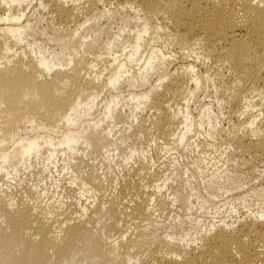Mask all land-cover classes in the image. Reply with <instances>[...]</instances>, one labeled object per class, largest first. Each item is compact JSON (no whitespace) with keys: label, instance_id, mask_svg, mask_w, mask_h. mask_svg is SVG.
<instances>
[{"label":"bare ground","instance_id":"6f19581e","mask_svg":"<svg viewBox=\"0 0 264 264\" xmlns=\"http://www.w3.org/2000/svg\"><path fill=\"white\" fill-rule=\"evenodd\" d=\"M145 31L148 36H144ZM76 32H80L79 44L84 52L69 67L71 49L66 41ZM157 37L169 45L177 58L166 61L163 67L156 65L154 72L142 73L145 64L140 61L150 57V45L163 47L153 44ZM213 63L221 65L231 82L226 101H220L218 82L210 74ZM121 65L125 72L119 71ZM193 67L197 69L195 74L189 71ZM101 75L103 79L97 82L96 77ZM117 76L123 78L115 88H109V80ZM165 76L168 81L156 88L157 81ZM144 77L148 85L143 83ZM149 92L150 101L140 99ZM206 98L215 100L219 108L216 113L211 109L213 99L206 103ZM125 106H131L129 116L123 113ZM138 108L152 110L148 122H142L136 114ZM245 109L250 111L245 113ZM261 113L264 0H0V181L2 173H9L14 166L19 172L21 167H40L43 173L54 168L59 175L66 172L63 175L71 185L63 188L66 216L54 221L48 217L54 213L37 203L45 193L41 186L30 185L23 178L10 186L11 191L0 186V264H121L113 255L108 228L114 229L119 239L136 230V239L129 236L128 244L121 246L123 255L138 240H147L156 233L151 222L159 216L156 190L166 188L169 209L186 221L196 201L192 199L193 189L202 195L204 185L201 189L198 183H215V173L208 179L202 166L198 167L204 171L203 177L192 164L184 168L176 164L169 168L171 182L163 183L158 190L154 184L151 188L152 180L147 172L143 173L146 167L132 161L136 150L121 163L119 175H97L92 170L82 175L79 168L84 158L121 153V141L145 138L151 131L157 136L149 137L154 142L164 140L169 149H187L191 140L200 136L208 148H213L221 128L217 124L236 120L242 133L234 132L228 137L227 154L233 151L244 157L245 170L258 179L264 173L254 169L257 162H264V118L254 128L247 125ZM124 116L131 117L130 126L118 136L121 131L114 130ZM73 140L79 142L72 144ZM41 143L69 147L39 148ZM17 144L26 153L23 166L18 168L20 156L6 166L3 157ZM33 144L38 147L33 148ZM143 154L142 157L147 153ZM145 160L144 157L142 164ZM185 170L191 173L188 178ZM191 176L196 177L195 182ZM109 182L116 184L115 194H109L112 197L106 196L105 185ZM13 190L21 196L12 195ZM85 197L88 204L81 202ZM70 199H75L73 204ZM103 219L109 226L100 227ZM234 223L236 227L231 226L233 223L212 224L204 235L196 236L195 243L186 246L162 242L152 249V259L156 264H264V222L245 215ZM145 227L151 231L145 233ZM178 228L171 223L160 236L167 233L183 238L185 234ZM165 249L176 251L182 259L165 260L156 255Z\"/></svg>","mask_w":264,"mask_h":264},{"label":"rangeland","instance_id":"374dc122","mask_svg":"<svg viewBox=\"0 0 264 264\" xmlns=\"http://www.w3.org/2000/svg\"><path fill=\"white\" fill-rule=\"evenodd\" d=\"M210 74L214 78H216V80L218 82V86L220 88L219 93H218V97H219L220 101L221 100L226 101V98L230 94L231 88H232L231 82L228 80V76L223 72V69L221 68L220 64H214V63L210 64ZM124 95L126 96L127 93L125 92ZM210 99H213V98H208V99L206 98V100H204V102L208 103ZM210 102H212V105H211L212 111L216 113L219 110V108H218L217 104L214 103L215 100L214 99L210 100ZM128 106H127V108L125 106L124 107L125 109L123 108L124 109L123 113L127 114L129 116L131 114V112L129 113V111H131L130 110L131 106L130 107H128ZM148 110L149 109H147L146 111H142V110L136 111V114L139 115L140 118H142V122H145V121L148 122V120H149L148 117H150L153 114V112H151L152 110H149V111ZM225 111L226 110H224L223 113H225ZM147 114H148V116H147ZM130 122H131V117L130 118L128 117L127 119H125V116H124L123 122L119 123L116 126L118 129L115 128V130H114L115 132L116 131L118 132L119 130L121 131V132L119 131L120 133H117L118 136L123 131H124L123 133H126L128 131V129H129L128 126H130V124H129ZM151 132L152 133L150 135L144 136L145 138L139 137V139L138 138L136 139V137H134L135 139L134 138H133V140L130 139L131 141L130 140H128V141L124 140L123 142L121 141L122 142V144L120 142V146L122 147L120 150L121 153H119V151H118V153L117 152H116L117 154L114 153L113 156H111V154H108L109 156H107V154H105V155L93 154L92 157H91V155H90V157L86 156L84 158V161H83L84 164L79 168L80 173L82 175H87L88 173H86V172L89 170H92L93 172L95 171V173L97 175H101L104 172L113 173L114 175L115 174L119 175L120 174L119 173L120 168H121L119 166H121V163H123L124 161H126V159H128V157H130L132 151L136 150L137 152L136 151L134 152L132 161L137 166L146 167V170H144L143 173L146 174V172H147L148 175L147 174L146 175L152 180L151 188H154V186H157L156 189H158V187L161 188V186L163 188V186H164V185H162L163 183L164 184L170 183L171 182L170 173L172 172V170L171 169L169 170V168H173L172 166H176V164L178 167L184 168L185 164L188 166L189 164L193 165V162H195L196 164L195 163L194 164L197 165V167L198 166L204 167V169L206 170V175L208 176V179H211V174L213 173V168L208 167V165H213V167H215L214 161H219L220 157L223 156L225 154V152H228V151H226V149H228V145L226 143L228 141V137L230 135H232L234 132L242 133V126L240 125V122H238L236 120L224 122L221 125V128L219 129V132H218V137H217L218 142L216 140V143H218V144H216L217 147L216 146H215L216 148L211 147L212 149L208 148L209 146H207L206 143L204 144L205 138L204 137L201 138V136H200V139L197 138L199 141L196 140L195 138H194V140H191L192 144H190L187 147V149L185 147H182V146H180V147L176 146L177 148L176 149L174 148L175 150L173 148L169 149L170 147L168 148L165 145L164 140H162V139L159 140V142H154L155 140L152 137L150 138L149 136H151V135L157 136V132H155V133H153V131H151ZM151 139H153V140H151ZM148 140L149 141L151 140L152 143L149 142ZM193 141L195 143L194 145H193ZM196 141H197V143H196ZM153 144H155L156 146ZM200 144H204V145L200 146ZM148 145H150V146H148ZM195 145H197L198 147ZM164 147H166V148H164ZM179 148H181V149H179ZM88 153L92 154V151L89 150ZM143 153L144 154L147 153L148 155L146 154L144 156ZM141 154H143L145 159H147L144 161V164H142L143 163L142 160H144V157H142ZM91 158H93V159H91ZM227 160L229 161L228 171H230L231 173L234 174V176H233L234 179H239L241 181H246L249 183L251 181L255 180L254 174L250 171L247 172L245 170L246 166L244 165V160H245L244 157H242L239 154L231 151L227 154ZM205 161H207V163H204ZM174 162H176V163L174 164ZM171 164H173V165H171ZM182 165H183V167H182ZM192 165H190V166L192 167ZM19 167L20 166H18V168ZM21 168H22L21 169L22 171H20V172L17 171L18 175L14 176L13 180H8L7 176L5 178V175H11L10 173H11L12 168H9V170H8L9 173H7V174H6V172L2 173L4 176L2 175L3 178L0 181V186H2L3 188L10 189V186L13 187L14 184L18 183L19 179H21V178H23L26 181V183H29L30 185L37 184V185L41 186L42 189L44 188L45 193H44V196H42L37 203L39 204L40 207L47 209V211L49 213H54L53 215H49V216L47 215L51 220L54 221L55 219H59V220L63 219L66 216L65 210H67L66 209L67 207L65 206V204H62V202L67 200L66 195L64 196V194H65L64 192L66 189L65 187L71 186L69 184V181L67 180V176L63 175L64 173L66 174V172H63L61 174L63 176H61V175H59V170H57L56 168H54L51 172L46 171L44 173L41 172L40 167L34 168V169H32V168L31 169H25V170H24V167H21ZM118 169H119V171H118ZM254 169L255 170H260V169L264 170V162H257L255 164ZM17 170H20V169H17ZM0 174H1V171H0ZM64 176L66 179L64 178ZM168 176H170V177L168 178ZM62 177H63V179L61 180ZM54 182H56V183H54ZM62 182H63V184H62ZM218 182H219V180H216L215 183H218ZM260 183H261V185H263L264 180L263 181L261 180ZM54 184H57V185L60 184V185L58 187L57 185H54ZM107 184H109V186H107ZM107 184L105 185L106 189L108 190L106 196H110L109 195L110 193H111V195L112 194L114 195L115 194L114 192H116V184L111 185L110 182ZM153 184H154V186H153ZM113 186H115V188ZM198 186H200L201 189L203 187V185L201 183H198ZM63 188H65V189H63ZM73 188H74V190H76L75 191L76 194H78L79 192H78L77 188L76 187H73ZM11 189H10V191H11ZM164 189H165L164 191H162L163 189L162 190L158 189L159 191L156 190V192H155L156 193L155 197H157L156 198L157 202L159 201V203H157V205L159 204V206L157 209L158 211H156L157 212L156 214L159 216H158V219H156V221H151V222L152 223L154 222L155 225L157 223H164V224L168 225L167 227H169L170 224L172 223V220L170 219V217L171 216L175 217L176 213L171 212V210L169 209L170 198L166 193L167 192L166 188H164ZM12 195H14L16 198H19L21 196V194L15 190L12 191ZM110 197H112V196H110ZM86 199H87L86 197L83 198L81 202L84 204H88ZM72 200H73V202L71 201V199L69 201L73 204L75 199H72ZM70 202H69V204H71ZM256 202H259L258 198H257ZM194 204L195 205L197 204V200L195 201ZM63 206H65L66 208ZM71 209H74V207L72 206ZM55 210H56V213H55ZM72 211L73 210H71L70 212H72ZM197 211H198V209H197ZM206 211H207V209L205 210V212ZM191 214L196 219L203 218L205 220V225H204L205 229L208 228L212 224H215V225L220 224L219 222L214 223L212 221L211 217H208L207 215L202 214V215L198 216L196 211L192 212ZM221 220H223L227 224H232L237 220V218H233L232 220H224L223 217L217 218V221H221ZM105 225H108V223L106 222L105 219H103L100 227H103ZM164 228L165 227L162 228L160 234L164 232ZM189 230H190V226H188L187 223L185 224V227L183 229L178 228V231H181L184 234ZM196 231L198 233H200L199 235H204V231L201 232L200 229H197ZM106 234L108 235V237L109 236L112 237L111 238L112 241L119 240V234H117V232L114 229L108 228V230L106 231ZM199 235H197V236H199ZM177 237H179V236H177Z\"/></svg>","mask_w":264,"mask_h":264},{"label":"clouds","instance_id":"9594fccd","mask_svg":"<svg viewBox=\"0 0 264 264\" xmlns=\"http://www.w3.org/2000/svg\"><path fill=\"white\" fill-rule=\"evenodd\" d=\"M41 8L44 7L43 4L40 5ZM47 10V9H45ZM162 32L163 29H160ZM149 33L145 31L144 36H148ZM80 32H76L74 35H72L68 40L66 41L68 48L71 49V54L68 55V66L72 67L77 59L80 58L81 54L84 52V48L80 46L79 40H81ZM91 39L90 37L88 38ZM25 41H21V43H24ZM84 43H88V40H84ZM160 44L163 45V47H150L152 48L151 55L145 60H141V64H145V68L142 69V73H151L156 70V65H160L163 67L164 63L169 60H175L177 58V54L175 52L170 51L169 45L160 37H157L155 41H153V44ZM67 50V49H66ZM168 53V54H166ZM102 59V57H101ZM123 59V57H121ZM211 63V61H208ZM91 67L93 69H96V65L92 64ZM139 67V65H137ZM120 72H125V66L121 65ZM190 72L195 74L197 71L196 68H190ZM127 75H131L130 72L126 73ZM123 77L117 76L114 80H109L108 87L109 88H115L118 80L122 79ZM103 79V75L96 77L97 82ZM168 81V77L165 76L163 79L158 80L156 83V88H159L160 85L163 83H166ZM143 83L145 85L149 84V81L146 77L143 79ZM195 83L199 85L200 81L196 80ZM155 90V89H153ZM151 98V92H149L147 95H144L140 97L141 100L144 101H150ZM96 99H99L97 97ZM115 101L113 102V105H115ZM77 104H79V100H77ZM112 105L109 106V112H111ZM140 109L138 108L137 111ZM73 111H76V109H73ZM206 111L210 112L211 109H207ZM249 109H245V113L249 112ZM251 111H257V109H251ZM243 118V117H241ZM264 118V113H261L260 116H256L253 118L252 122L247 125L249 129L254 128L259 121ZM221 125L217 124V127H220ZM99 127V125H97ZM209 139H212L213 137H208ZM78 140L71 141L72 144L78 143ZM33 148H37L38 146L36 144L32 145ZM43 147H61L66 148L69 147L68 144H45L41 143L39 145V148ZM17 149H20V152H17ZM70 151L75 152L74 148H69ZM20 156L21 158V164L19 166H23V160L26 156V153H23V146L20 144L15 145L12 150L5 154L3 157V164L10 165L15 161L16 157ZM207 163V161H205ZM228 163L227 160V152L223 156L220 157L219 161H214L215 167L213 165H208V167L213 168V172L215 175L213 176V180H219L218 183H213L212 181H201L203 187V194L201 195L200 192L196 189H193V197L192 199L197 200V204L193 205L189 209V214L186 217L185 220H182L179 216L170 218L172 220L173 225H179L181 229L185 227V224L187 223L188 226H190V230L187 231L183 238H179L177 236L171 235V234H164L162 237L160 236L159 230L163 227H167V224L164 223H157L154 227L157 230L155 234L151 235L150 238L147 240L141 238L137 241L136 245L128 248L126 252H123V255H121L123 249L121 248L122 245H127L129 236H133V231L136 230H130L129 232L123 234L119 240L110 241L114 252L113 255L121 261V264H156V262L152 259V249L157 248L158 245H160L162 242L167 245H176L179 244L181 246H186L189 243H195L196 242V236L199 235L196 230L200 229L201 232L206 231L204 228L205 220L203 218L196 219L192 216V212L196 211L197 215H207L208 217H211L212 221L223 223L224 221H217L218 217H223L224 220H232L233 218H238L241 221L243 220L244 216H250L253 219H257L261 222H264V185H261L260 181L264 180V173H261L258 179H255L253 181L246 182L241 181L239 179H234V174L228 171ZM192 167L196 168L197 172L200 173V176H204V171H202L197 165L193 164ZM8 169L5 168V171ZM17 167H12L11 175L7 176L8 180H13L14 176H17ZM191 175L190 171L185 170V178H188ZM191 180L193 182L196 181L195 176H191ZM14 182V181H13ZM258 198L259 202H256ZM155 203V201H153ZM191 204V200L189 201ZM175 207V204L173 205ZM198 209V211H197ZM207 211L205 212V210ZM158 219V217H157ZM232 227H236L237 225L233 223L231 225ZM151 231L150 227H145L144 232L149 233ZM136 235H139V232H136ZM189 237H192V240H189ZM134 239H136V236H133ZM157 256L162 257L165 260H181L182 256L179 255L176 251H167L165 249L164 251H157Z\"/></svg>","mask_w":264,"mask_h":264}]
</instances>
